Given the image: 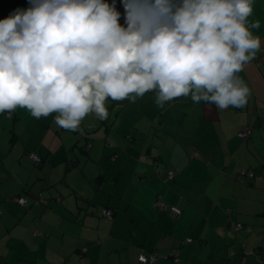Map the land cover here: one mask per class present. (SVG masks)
Returning <instances> with one entry per match:
<instances>
[{
	"label": "crops",
	"instance_id": "crops-1",
	"mask_svg": "<svg viewBox=\"0 0 264 264\" xmlns=\"http://www.w3.org/2000/svg\"><path fill=\"white\" fill-rule=\"evenodd\" d=\"M105 2L127 27L124 0ZM30 5L0 0V20ZM248 20L261 48L238 73L251 90L242 108L190 96L160 107L149 91L107 102L105 120L87 115L73 144L56 113H0V264H139L150 252L152 264H264V0Z\"/></svg>",
	"mask_w": 264,
	"mask_h": 264
},
{
	"label": "clouds",
	"instance_id": "clouds-1",
	"mask_svg": "<svg viewBox=\"0 0 264 264\" xmlns=\"http://www.w3.org/2000/svg\"><path fill=\"white\" fill-rule=\"evenodd\" d=\"M0 20V113L26 108L77 131L106 102L155 91L160 107L190 96L242 108L251 90L238 75L261 48L249 23L253 0H124L127 27L105 0H32Z\"/></svg>",
	"mask_w": 264,
	"mask_h": 264
},
{
	"label": "built area",
	"instance_id": "built-area-1",
	"mask_svg": "<svg viewBox=\"0 0 264 264\" xmlns=\"http://www.w3.org/2000/svg\"><path fill=\"white\" fill-rule=\"evenodd\" d=\"M31 7H33V5H30L28 7V9H30ZM249 132V127H245L240 133V137H245ZM32 158L36 159L37 161H39V158L37 155L35 154H31L30 155ZM250 177L253 176V173H249ZM17 201L22 205V206H27L29 204V198L27 196H16ZM155 206L158 209H164L165 208V204L162 200H158L155 203ZM172 213L177 214L178 210L177 209H173ZM103 214L109 218L113 217V211L109 208H105L103 209ZM160 257V255L156 252H150L148 254H141L139 257V264H152L154 262L157 261V259Z\"/></svg>",
	"mask_w": 264,
	"mask_h": 264
},
{
	"label": "rangeland",
	"instance_id": "rangeland-1",
	"mask_svg": "<svg viewBox=\"0 0 264 264\" xmlns=\"http://www.w3.org/2000/svg\"><path fill=\"white\" fill-rule=\"evenodd\" d=\"M112 101H113V100H111L110 98L107 100V102H111V103H112ZM107 102H106V103H107ZM120 103H121V102H120ZM114 104H115V102H114ZM116 105H119V104L117 103ZM116 105H115V106H116ZM89 115H90V114H89ZM109 118H110V116H109ZM102 130L104 131L105 128H103ZM114 130L118 131L117 129H114ZM60 131H61V132L65 131V133H68V135H73V140L71 141V144H73L76 140L80 139L81 137L85 136L86 133L88 132V130H87L85 127H79V129H78L77 131H69V130H65V129H64V130L60 129ZM97 133H98V131H97V132H94V133H91V135H95V134H97ZM116 136L118 137L119 135H117V133H116ZM82 141H83V140H82ZM71 144H70V145H71ZM80 145H81L82 148H83V146H85V144H84L83 142H81ZM72 161H73V159L70 158V160H68V161H66V162H68V165H69V163L72 162ZM67 190L69 191V194L76 195V192H73L72 189L68 188ZM80 192L83 194V197H84V199L86 200L85 203H88V200H87L88 197H87V195H84V193H83L82 190H81ZM56 193H57V192H56ZM80 201L82 202L83 199L81 198ZM84 215H85V213L82 214L81 216H84Z\"/></svg>",
	"mask_w": 264,
	"mask_h": 264
},
{
	"label": "trees",
	"instance_id": "trees-1",
	"mask_svg": "<svg viewBox=\"0 0 264 264\" xmlns=\"http://www.w3.org/2000/svg\"><path fill=\"white\" fill-rule=\"evenodd\" d=\"M73 164H74V161L70 162L69 165H68V168H72L73 167ZM24 196H26V195H24ZM139 257H140V255H139Z\"/></svg>",
	"mask_w": 264,
	"mask_h": 264
},
{
	"label": "bare ground",
	"instance_id": "bare-ground-1",
	"mask_svg": "<svg viewBox=\"0 0 264 264\" xmlns=\"http://www.w3.org/2000/svg\"><path fill=\"white\" fill-rule=\"evenodd\" d=\"M15 200L17 201L16 197H15ZM18 202V201H17ZM19 203V202H18Z\"/></svg>",
	"mask_w": 264,
	"mask_h": 264
}]
</instances>
